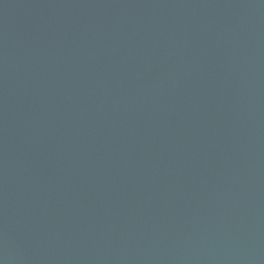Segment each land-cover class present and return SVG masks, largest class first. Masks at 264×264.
Returning a JSON list of instances; mask_svg holds the SVG:
<instances>
[{
	"label": "water",
	"instance_id": "95a60500",
	"mask_svg": "<svg viewBox=\"0 0 264 264\" xmlns=\"http://www.w3.org/2000/svg\"><path fill=\"white\" fill-rule=\"evenodd\" d=\"M0 264H264V0H0Z\"/></svg>",
	"mask_w": 264,
	"mask_h": 264
}]
</instances>
